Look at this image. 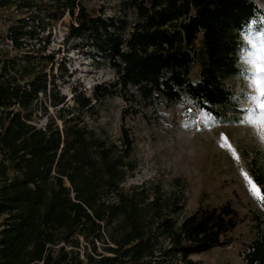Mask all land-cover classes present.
<instances>
[{"label":"trees","instance_id":"obj_1","mask_svg":"<svg viewBox=\"0 0 264 264\" xmlns=\"http://www.w3.org/2000/svg\"><path fill=\"white\" fill-rule=\"evenodd\" d=\"M134 19L100 20L80 0H0L26 16L7 28L4 41L23 51L38 39L48 19L66 12L76 25L71 37L90 35L93 49L117 72L94 98L133 87L145 102L183 98L216 117L233 104L225 79L241 73L238 65L244 36L262 10L252 0H128ZM1 38V35H0ZM2 40V41H3ZM44 52L41 50L40 52ZM28 54L25 53V56ZM41 59L46 57L40 54ZM50 57V56H48ZM198 65L197 79L190 78ZM35 73V68H24ZM12 59L0 52V264H62L67 252L53 255L59 243L79 246L106 240V254H87L88 264H200L190 258L227 243L240 218L226 203L199 206L181 220L173 203L142 192L125 193L121 183L137 167L132 140L122 128L121 146L106 142L57 110L44 127L31 124L30 107L47 92L46 74L35 73L21 84ZM63 98L53 97L58 107ZM82 98V107L90 104ZM26 111V113H24ZM255 152L246 162L249 175L264 189V162ZM65 182L68 185H65ZM113 200H110L111 197ZM168 210V211H167ZM246 245L242 264H264V229Z\"/></svg>","mask_w":264,"mask_h":264},{"label":"rangeland","instance_id":"obj_2","mask_svg":"<svg viewBox=\"0 0 264 264\" xmlns=\"http://www.w3.org/2000/svg\"><path fill=\"white\" fill-rule=\"evenodd\" d=\"M127 1L80 0L96 19L132 22L134 13ZM252 1L262 14L244 36L238 61L241 73L225 79L233 104L223 109L222 117L198 107L188 98L167 102L159 97L152 103L145 102L133 87L121 90L118 87L114 94L95 99L96 90L99 94L107 84L116 82L117 72L93 49L89 34L69 35V25H76L73 16L66 12L58 20L48 19L38 39L27 40L25 49L19 51L6 47L2 36L27 14L16 5L0 8V52L4 59L15 61L17 80L26 84L39 72L46 74L49 82L46 95L40 94L30 107L31 124L42 128L52 117L61 126L57 118L59 110L98 138L119 146L121 130L125 128L132 140L131 158L137 167L121 183L123 192L141 191L147 201L159 196L172 202L176 209L170 214L180 220L199 206L219 207L229 203L237 211L240 220L227 233L225 245L190 256L200 264H242L243 251L255 237L257 226L264 229V204L250 193L244 175L251 177L246 162L255 152L264 162V132L258 123L251 122L260 113L253 111L254 73L250 71V60L256 52L253 45L259 46L264 32V0ZM41 53L46 55L44 59ZM29 66L35 68V73L24 70ZM197 71L195 63L191 67L192 80L197 79ZM53 97L63 98V103L53 107L50 104ZM86 97L91 99L90 104L82 107L80 102ZM0 121H5L3 116ZM105 242L96 241L95 252L93 245L81 237L78 247L61 242L51 248L57 256L63 246L67 257L62 264H88L87 254H109L104 248L112 244Z\"/></svg>","mask_w":264,"mask_h":264},{"label":"snow or ice","instance_id":"obj_3","mask_svg":"<svg viewBox=\"0 0 264 264\" xmlns=\"http://www.w3.org/2000/svg\"><path fill=\"white\" fill-rule=\"evenodd\" d=\"M256 48L254 57L250 60L252 65L250 71L254 73L253 79L251 81L252 87L254 89V94L251 97L255 101L254 112H259L260 115L256 120L251 121L254 124H259L260 129L264 132V32L261 33L260 44ZM246 182L250 193L254 198L258 200L261 204H264V189L259 187L254 180L244 173Z\"/></svg>","mask_w":264,"mask_h":264},{"label":"built area","instance_id":"obj_4","mask_svg":"<svg viewBox=\"0 0 264 264\" xmlns=\"http://www.w3.org/2000/svg\"><path fill=\"white\" fill-rule=\"evenodd\" d=\"M6 47H8V48H10V49H11V47H12V46H11V42L8 41V40L6 41Z\"/></svg>","mask_w":264,"mask_h":264}]
</instances>
